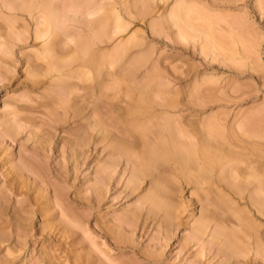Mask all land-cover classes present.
Returning <instances> with one entry per match:
<instances>
[{
  "label": "rangeland",
  "instance_id": "obj_1",
  "mask_svg": "<svg viewBox=\"0 0 264 264\" xmlns=\"http://www.w3.org/2000/svg\"><path fill=\"white\" fill-rule=\"evenodd\" d=\"M0 264H264V0H0Z\"/></svg>",
  "mask_w": 264,
  "mask_h": 264
},
{
  "label": "bare ground",
  "instance_id": "obj_2",
  "mask_svg": "<svg viewBox=\"0 0 264 264\" xmlns=\"http://www.w3.org/2000/svg\"><path fill=\"white\" fill-rule=\"evenodd\" d=\"M181 9V8H180ZM182 11V10H181ZM180 11V12H181ZM183 12V11H182ZM182 17V16H181ZM179 19H181V18H179ZM46 23V22H45ZM49 25V24H48ZM47 25V27H46V30H48L49 29V26ZM47 33H46V31H44V32H41L40 30L38 31V36L39 37H43L44 35H46ZM97 35V34H96ZM92 64V63H91ZM89 65V64H88ZM94 65V64H93ZM165 125H168L167 123L165 124ZM169 126V125H168ZM169 128L170 129H172L171 128V125L169 126ZM166 129V128H165ZM167 129H168V127H167ZM167 129H166V131H167ZM142 130V129H141ZM145 130V129H144ZM169 131V130H168ZM162 132V131H161ZM169 132H171V131H169ZM172 133V132H171ZM171 135V134H170ZM163 136V138L165 137V135L163 134L162 135ZM168 136V135H167ZM168 139H169V136L167 137ZM172 138H174L173 136H172ZM173 141H175V140H173ZM166 143V140H165V138L164 139H162V137H161V140H160V142L158 143V144H160V147H157V145L156 144H152V145H150L149 147H148V145H146V148H145V151H144V155L146 156V158L147 159H150V160H154V159H159L161 156H162V154L163 153H165V151H167V149H168V146H169V144L168 145H166L165 144ZM174 142H172V140H171V143L170 144H172L171 146L174 148V150L175 149H177L178 150V147H181V146H177V145H174L173 144ZM195 146V145H194ZM189 147V146H188ZM201 147H203V146H201ZM204 148V147H203ZM194 149V148H193ZM192 149V151H189L188 152V155H187V158H186V156L184 157V159H183V157H182V159H183V163H185L187 160L186 159H190V160H194V158H195V153H194V150ZM201 149V148H200ZM144 150V149H143ZM171 150H173L172 148H171ZM205 150V149H204ZM203 150V151H204ZM176 151V150H175ZM174 151V152H175ZM201 151H202V149H201ZM206 152H208V151H206ZM211 153V152H210ZM194 155V156H193ZM200 155V154H199ZM201 155H202V157H206L207 156V153H205V152H202L201 153ZM200 155V156H201ZM163 157V156H162ZM166 157V156H165ZM145 158V157H144ZM145 158V159H146ZM200 158V157H199ZM207 158V157H206ZM201 159V158H200ZM202 159H205V158H202ZM150 160H147L146 162L148 163V162H150ZM152 160V161H153ZM190 160H188V161H190ZM161 161V160H160ZM157 162V161H156ZM156 162L154 161L152 164L154 165V163L156 164ZM158 162H159V160H158ZM146 163V164H147ZM198 165V164H197ZM144 166V165H143ZM148 166V165H147ZM203 166V165H202ZM199 167V169H197V172H196V174L193 176L194 178V182H196V183H198V184H208L209 182H210V171L208 170L209 168H207V167H205V165L203 166V167ZM146 168V167H145ZM197 168H198V166H197ZM140 169H142V168H140ZM143 170V169H142ZM191 169H189L188 171H190ZM139 171V170H138ZM144 172H145V170H143ZM142 171V172H143ZM187 171V170H186ZM141 172V173H142ZM141 175V174H140Z\"/></svg>",
  "mask_w": 264,
  "mask_h": 264
}]
</instances>
